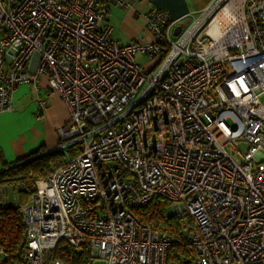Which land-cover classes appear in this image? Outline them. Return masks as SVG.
I'll list each match as a JSON object with an SVG mask.
<instances>
[{"label": "built area", "instance_id": "built-area-1", "mask_svg": "<svg viewBox=\"0 0 264 264\" xmlns=\"http://www.w3.org/2000/svg\"><path fill=\"white\" fill-rule=\"evenodd\" d=\"M101 1L0 0V114L42 76L70 114L49 152L67 159L23 209L26 261L64 264L63 242L104 264H168L175 237L134 214L161 198L193 223L190 264H264V0H214L184 28L153 11L146 44L114 41Z\"/></svg>", "mask_w": 264, "mask_h": 264}, {"label": "crops", "instance_id": "crops-1", "mask_svg": "<svg viewBox=\"0 0 264 264\" xmlns=\"http://www.w3.org/2000/svg\"><path fill=\"white\" fill-rule=\"evenodd\" d=\"M126 6L106 1L100 5L106 13V23L112 28L111 38L120 44L154 42L147 29L145 16L157 10L166 11L179 26L186 27L214 0H123ZM186 24V25H184ZM48 78L42 76L36 84H23L13 94L14 109L0 114V172L3 163L12 165L21 160L55 149L59 144L58 130L70 121V114L58 93L48 98ZM46 101L40 113L39 102ZM8 206L17 203L13 187L3 190Z\"/></svg>", "mask_w": 264, "mask_h": 264}, {"label": "trees", "instance_id": "trees-1", "mask_svg": "<svg viewBox=\"0 0 264 264\" xmlns=\"http://www.w3.org/2000/svg\"><path fill=\"white\" fill-rule=\"evenodd\" d=\"M63 163V154L53 152L35 155L12 165L3 163L0 173V264H28L25 259L27 248V226L23 209L35 192V182L46 177ZM13 187L17 203L8 206L4 202L3 190ZM171 204L157 198L144 207L134 210L138 220L155 232L173 235L175 244L169 248L168 264H190L189 234L193 223L189 218L169 213ZM54 258L64 264H95L91 250H76L61 242Z\"/></svg>", "mask_w": 264, "mask_h": 264}, {"label": "rangeland", "instance_id": "rangeland-1", "mask_svg": "<svg viewBox=\"0 0 264 264\" xmlns=\"http://www.w3.org/2000/svg\"><path fill=\"white\" fill-rule=\"evenodd\" d=\"M184 25H186V24H184ZM136 61H137L138 63H140L144 68H146V69H148V70H152L153 67H154L155 64H156V61H153V62H152L147 56H145V55H141V54H138V55L136 56ZM228 125H229L230 127H234V125H233L232 122H228ZM65 159H67L66 154L63 155V161H64ZM169 213H174V211H173V206L170 207V209H169ZM95 262H96L95 264H104L103 262H101L100 260H98V259H96V258H95Z\"/></svg>", "mask_w": 264, "mask_h": 264}, {"label": "water", "instance_id": "water-1", "mask_svg": "<svg viewBox=\"0 0 264 264\" xmlns=\"http://www.w3.org/2000/svg\"><path fill=\"white\" fill-rule=\"evenodd\" d=\"M180 31H181V27H178L177 29H176V31H175V35H179V33H180ZM39 61H40V55L39 54H35L34 55V57H33V59H32V63H31V66H30V72L31 73H35L36 72V69H37V66H38V63H39ZM50 151H48V152H46V153H44V154H48ZM2 172V171H1ZM0 172V173H1ZM94 258H96L95 256H94Z\"/></svg>", "mask_w": 264, "mask_h": 264}, {"label": "bare ground", "instance_id": "bare-ground-1", "mask_svg": "<svg viewBox=\"0 0 264 264\" xmlns=\"http://www.w3.org/2000/svg\"><path fill=\"white\" fill-rule=\"evenodd\" d=\"M219 28H220V24L218 21H215L211 28L209 29V33L213 36V37H217L219 35Z\"/></svg>", "mask_w": 264, "mask_h": 264}]
</instances>
